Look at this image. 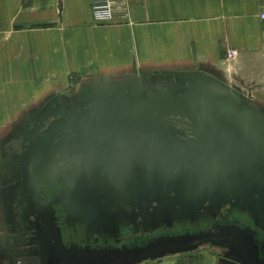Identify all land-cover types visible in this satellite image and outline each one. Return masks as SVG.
I'll return each instance as SVG.
<instances>
[{"label": "water", "instance_id": "95a60500", "mask_svg": "<svg viewBox=\"0 0 264 264\" xmlns=\"http://www.w3.org/2000/svg\"><path fill=\"white\" fill-rule=\"evenodd\" d=\"M240 97L191 84L134 93L105 87L77 108L43 114L15 164L13 246L38 264H123L217 235L235 241L232 261L264 264V119L239 107ZM167 117L186 124L188 136ZM86 150L90 173L73 163ZM222 207L251 224L228 220L220 234L93 244L197 224ZM60 213L82 235L64 241Z\"/></svg>", "mask_w": 264, "mask_h": 264}, {"label": "crops", "instance_id": "0c3cea01", "mask_svg": "<svg viewBox=\"0 0 264 264\" xmlns=\"http://www.w3.org/2000/svg\"><path fill=\"white\" fill-rule=\"evenodd\" d=\"M127 2L126 20L93 23L89 0H0V138L73 81L264 94V0Z\"/></svg>", "mask_w": 264, "mask_h": 264}, {"label": "rangeland", "instance_id": "374dc122", "mask_svg": "<svg viewBox=\"0 0 264 264\" xmlns=\"http://www.w3.org/2000/svg\"><path fill=\"white\" fill-rule=\"evenodd\" d=\"M90 85V83H75L73 81L53 99L50 97L38 98L36 103L30 106L29 112L22 114L17 119L21 122L20 127L22 126V128L14 129L11 126L0 138V264H8L9 261L14 264L32 263L26 260L29 257L23 256L24 252L17 250L18 248L13 246L10 241L16 233L12 220V201H14L15 164L18 160L20 142L32 133L38 119L44 113L55 112L76 104L84 95L91 92L86 89ZM132 89L131 92H134V87ZM150 89L152 88L142 91L149 92ZM139 91L140 89L137 87V92ZM241 93L240 99H236L238 106L251 113L254 112L253 115L264 119V94L257 91ZM76 95L78 96L76 97ZM250 112L249 114H251ZM27 116L30 118L29 122L26 121ZM234 243L235 241L228 237L195 240L180 245L160 247L123 264H139L140 262L152 264H239L229 258L230 254L237 255L233 249Z\"/></svg>", "mask_w": 264, "mask_h": 264}, {"label": "flooded vegetation", "instance_id": "af4514ba", "mask_svg": "<svg viewBox=\"0 0 264 264\" xmlns=\"http://www.w3.org/2000/svg\"><path fill=\"white\" fill-rule=\"evenodd\" d=\"M153 89V88H152ZM163 89V88H161ZM167 89V88H164ZM93 94H95V91L90 92L89 94H86L82 99H80V101L76 102V104L70 106V107H66V108H62L60 110H58L57 112H63L64 110L67 109H73V108H77L79 107V105H81V103L86 102L90 96H92ZM166 121V124L169 126H172L174 128V130H178L179 132H184L185 136H188V132H187V125L184 124L183 122L180 121H176L173 118H165L164 119ZM89 152V150H86V153H78V154H74L73 156L77 157H82L85 156V158H81L80 160H75L73 163L76 166V170L77 171H84L86 170L87 173H90V171L87 170V160L89 157V154L87 153ZM66 182V181H65ZM62 179L61 181H59V183L57 184V186L53 187V189H55L58 192L63 188L64 183H65ZM61 213H60V217H59V225L61 226V234L63 236V240L64 241H73L74 240V235H78L81 234L79 232V230L75 231L77 228L72 226L75 223H71L70 221H65L63 219V217H61ZM228 220H235L239 223V221L248 226V224H251L249 219H245L242 215H237L234 214L233 212H229L228 210H226V207H222L220 208V212L215 214V217L212 219H208L207 221H201L198 222L197 224H188V223H183V224H177V225H173L170 227H163L160 226L159 228H156L155 230L151 231V232H141L139 229L137 231H127L128 234H124L123 236H120L118 238H106V237H98L97 242L93 243V244H101L100 241H102L103 239H106V243H111L114 245H119L121 243H138L139 241L143 240L144 238H149V237H155V236H164V235H182V234H194V233H207V232H211L214 234H220L217 232L218 229H220V227L224 228V223ZM252 228H254L252 226ZM255 230V228H254ZM82 235V234H81ZM213 237H228V236H217V235H213ZM213 237H209V238H213ZM208 239V238H207ZM117 240V241H116ZM204 240V239H202ZM105 243V242H103Z\"/></svg>", "mask_w": 264, "mask_h": 264}, {"label": "built area", "instance_id": "2783aa9c", "mask_svg": "<svg viewBox=\"0 0 264 264\" xmlns=\"http://www.w3.org/2000/svg\"><path fill=\"white\" fill-rule=\"evenodd\" d=\"M128 7L127 0H89L90 15L93 23H108L113 19L126 20ZM232 54L233 51H230L229 55Z\"/></svg>", "mask_w": 264, "mask_h": 264}]
</instances>
